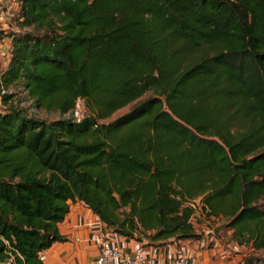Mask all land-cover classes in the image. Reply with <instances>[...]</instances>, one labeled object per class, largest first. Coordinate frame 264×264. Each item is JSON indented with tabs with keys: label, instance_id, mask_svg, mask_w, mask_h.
<instances>
[{
	"label": "trees",
	"instance_id": "trees-1",
	"mask_svg": "<svg viewBox=\"0 0 264 264\" xmlns=\"http://www.w3.org/2000/svg\"><path fill=\"white\" fill-rule=\"evenodd\" d=\"M13 9L15 28L0 29V264H44L74 201L141 247L199 240L196 213L264 247V0ZM10 87L60 116L34 117ZM76 98L82 117H61Z\"/></svg>",
	"mask_w": 264,
	"mask_h": 264
},
{
	"label": "crops",
	"instance_id": "crops-1",
	"mask_svg": "<svg viewBox=\"0 0 264 264\" xmlns=\"http://www.w3.org/2000/svg\"><path fill=\"white\" fill-rule=\"evenodd\" d=\"M2 1L0 0V4ZM0 45L7 46V40L4 39ZM57 229L65 240L54 242L43 251L44 264H95L97 238L107 230L87 207L80 201L69 202L68 211L63 220L57 224ZM109 234L120 248L128 251L140 250L151 257L154 264H165L176 254L187 256L190 264H237L241 262L245 250L243 246L235 243L234 249H226L223 247L228 245L225 241L224 245L215 242L203 245L202 240H184L161 246L141 247L131 239ZM227 240L231 241L230 237Z\"/></svg>",
	"mask_w": 264,
	"mask_h": 264
},
{
	"label": "rangeland",
	"instance_id": "rangeland-1",
	"mask_svg": "<svg viewBox=\"0 0 264 264\" xmlns=\"http://www.w3.org/2000/svg\"><path fill=\"white\" fill-rule=\"evenodd\" d=\"M14 12L15 9H10L9 12L7 14L2 13L0 14V29H6L8 27L11 28H15V20L13 19L14 17ZM2 48V49H1ZM6 46L0 45V69L2 67H4L5 62L7 61L6 58ZM10 91H17L16 94V99L19 100V105L23 108H26L28 110L29 113H31L34 117L38 118V119H44L46 121H50V120H54L57 119L60 115L56 112V111H43L40 108L37 107H30L29 106V99L26 98L24 92L21 89H15V87H10L9 88ZM150 95V92L147 91L145 93H143L139 98H137L136 100L130 102L129 104L117 109L116 111H114L108 118H106L104 121L110 120L124 112H126L135 102H138L144 98H146L147 96ZM82 105V104H81ZM1 104H0V108H1ZM81 113L82 115L85 113V109L83 107V105L81 106ZM198 213L195 214V216L193 217L192 223H193V227H194V231L195 233H197L200 238L199 240H202L203 245H209L211 242H215L219 245H224V241L228 244V245H224L223 247L226 249H234L235 244L234 242L231 240H227V238H229V230H225L222 227L221 221H217V222H210L207 220H202L201 216ZM244 254H248L251 253L253 255V257L255 259H257V262H264V247L256 250V251H252L247 249V247L244 246Z\"/></svg>",
	"mask_w": 264,
	"mask_h": 264
},
{
	"label": "built area",
	"instance_id": "built-area-1",
	"mask_svg": "<svg viewBox=\"0 0 264 264\" xmlns=\"http://www.w3.org/2000/svg\"><path fill=\"white\" fill-rule=\"evenodd\" d=\"M17 2L18 0H3L0 5V13H6L7 10L9 11L15 7ZM81 104V99L76 98L73 106L63 113L61 117L71 121H78L82 117ZM39 258L43 261L44 254H40ZM95 264H154V261L140 250L128 251L120 248L113 242L110 234L105 231L97 238ZM165 264H190V261L187 256L176 254L170 257Z\"/></svg>",
	"mask_w": 264,
	"mask_h": 264
}]
</instances>
